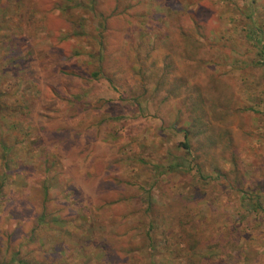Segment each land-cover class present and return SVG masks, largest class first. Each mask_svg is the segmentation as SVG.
Here are the masks:
<instances>
[{
  "label": "rangeland",
  "instance_id": "rangeland-1",
  "mask_svg": "<svg viewBox=\"0 0 264 264\" xmlns=\"http://www.w3.org/2000/svg\"><path fill=\"white\" fill-rule=\"evenodd\" d=\"M252 14L264 31V0H0V263L264 264Z\"/></svg>",
  "mask_w": 264,
  "mask_h": 264
},
{
  "label": "trees",
  "instance_id": "trees-1",
  "mask_svg": "<svg viewBox=\"0 0 264 264\" xmlns=\"http://www.w3.org/2000/svg\"><path fill=\"white\" fill-rule=\"evenodd\" d=\"M254 17V18H253ZM246 33L241 38L242 43L245 44L247 47L250 48L251 52H254V58L249 59V63L247 66L250 69H259L261 70V73L264 76V31L263 29L255 22V16L252 14V18L250 19V23L246 26ZM194 107H196V104H194ZM258 107V108H257ZM243 111H250L255 112L257 114L263 113L260 109V103L255 105L248 106L246 108H242ZM195 120V119H194ZM190 130H186L184 133V139L189 140L190 139ZM5 150V148H4ZM7 165V163H6ZM196 173L202 177L201 171L196 169ZM3 183L0 185V190L2 191ZM47 189H44L43 196L44 198L47 197ZM260 207V206H259ZM45 219V215L42 214L38 218L39 224H43V221ZM14 256L11 257V263L14 264H30L28 260L18 257V254H13ZM1 264V263H0Z\"/></svg>",
  "mask_w": 264,
  "mask_h": 264
}]
</instances>
